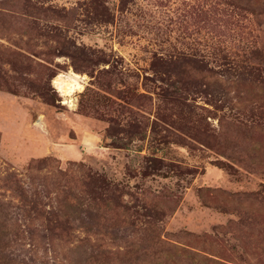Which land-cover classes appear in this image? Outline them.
I'll return each instance as SVG.
<instances>
[{
	"label": "rangeland",
	"instance_id": "rangeland-1",
	"mask_svg": "<svg viewBox=\"0 0 264 264\" xmlns=\"http://www.w3.org/2000/svg\"><path fill=\"white\" fill-rule=\"evenodd\" d=\"M0 264H264V0H0Z\"/></svg>",
	"mask_w": 264,
	"mask_h": 264
},
{
	"label": "bare ground",
	"instance_id": "bare-ground-1",
	"mask_svg": "<svg viewBox=\"0 0 264 264\" xmlns=\"http://www.w3.org/2000/svg\"><path fill=\"white\" fill-rule=\"evenodd\" d=\"M73 74L75 75V73ZM53 83L55 85V88H57V90L63 95H68L73 91V89L81 87L80 84L77 83L74 79H69V77L64 78L63 75H57L54 78Z\"/></svg>",
	"mask_w": 264,
	"mask_h": 264
}]
</instances>
